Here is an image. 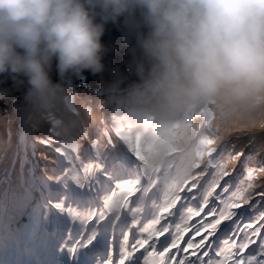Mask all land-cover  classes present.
Returning <instances> with one entry per match:
<instances>
[{
	"label": "clouds",
	"instance_id": "clouds-1",
	"mask_svg": "<svg viewBox=\"0 0 264 264\" xmlns=\"http://www.w3.org/2000/svg\"><path fill=\"white\" fill-rule=\"evenodd\" d=\"M109 24L136 79L117 69L107 88L157 133L207 105L264 118V0H0V99L51 106L61 81L104 72Z\"/></svg>",
	"mask_w": 264,
	"mask_h": 264
},
{
	"label": "snow or ice",
	"instance_id": "snow-or-ice-1",
	"mask_svg": "<svg viewBox=\"0 0 264 264\" xmlns=\"http://www.w3.org/2000/svg\"><path fill=\"white\" fill-rule=\"evenodd\" d=\"M235 143L217 148L215 137L210 135L198 153L203 162L200 173L179 186L169 185L161 202V177L149 164L142 137L114 121H105L92 136L87 129H81L80 136L72 140L54 142L45 136L40 144L48 145L43 150L51 154V163L44 165L38 180L34 178L41 188L38 199L42 202L32 216L42 227L56 225L57 229L48 241L52 258L43 264H140L142 258L145 264H264V179H257L264 174V156L260 157V167H248L255 145L246 154L241 151L243 144L235 148ZM33 164L38 166L39 161ZM245 168L246 179L242 180L240 171ZM199 176L208 179L201 183ZM238 181L240 186L235 187ZM257 195L259 200L253 199ZM192 201L195 206H190ZM145 211L150 222L138 231L148 236L137 238L129 223L137 225L139 214ZM166 214L177 217L183 227L175 220L162 223ZM193 217H201L195 225L189 223ZM173 226L174 237L154 239ZM193 228L194 236L201 239L190 237L184 241L185 247H180L185 233ZM117 231L120 235L113 243L109 233ZM156 243L161 245L157 258L147 259L153 256ZM139 249L144 253L136 257ZM170 249L176 251L165 258ZM0 264L12 262L5 256L0 257Z\"/></svg>",
	"mask_w": 264,
	"mask_h": 264
},
{
	"label": "rangeland",
	"instance_id": "rangeland-1",
	"mask_svg": "<svg viewBox=\"0 0 264 264\" xmlns=\"http://www.w3.org/2000/svg\"><path fill=\"white\" fill-rule=\"evenodd\" d=\"M86 93V92H85ZM86 94L92 96L91 93L87 92ZM110 97L108 96L106 99L101 98L100 100H98L99 103L104 102V100L109 99ZM70 104V102H68ZM71 104L74 105V102H72ZM103 109L105 108V104L102 105ZM102 106H98V108H102ZM209 109L211 112H213L215 114V120L210 121V117L206 116L207 113L203 110V109H196V110H192L191 113H188V117L187 116H183L181 118H179L170 128H168L163 136L159 139H157L153 146L150 143L151 140H149L146 143L147 140V136L145 137V139L143 138V142L145 146H149L146 151L149 155V164L152 168H154L156 170V172H158L160 174V177L162 176V164H161V160L162 158L167 159L168 154L170 153V151L172 149H183L185 146V143L187 142V140L192 139L194 140L195 138H197L202 132H205L213 137H215L217 144L224 140V139H231L233 137L236 138V140H231V141H235L236 143L234 144L235 148H240L241 144H243V147L241 148V151L245 152L246 154L249 153V148L248 145L250 143L255 142V151L251 154L252 159H251V163L248 167H251L253 169H256L258 167H260V157L264 156V118H262L263 120H256L255 119V123H250L246 120L245 117H237L238 120H233L232 118L229 119H221L218 115L216 110L214 109V107L212 105H209ZM11 111L13 112V110L11 109ZM44 114L51 117L54 116L53 113H51L50 111H48V109L46 108L44 111ZM9 117L11 119H15V117H18L20 115V113H14L15 117H13L12 113H8ZM99 119H97L99 121L98 123V128L102 127L103 123L105 121H114L115 123H117L118 125H120L121 127L124 126L125 124H128L129 122V118L132 117V115L130 113H128L127 110H120L118 112V114L115 115H110L107 117L106 115L103 114V112L101 111V113L98 115ZM101 117V118H100ZM135 118V117H133ZM138 120V118H136ZM140 125L145 126L147 129L144 131L143 135L146 133L149 134V138H150V133H151V138L153 137V132L155 131L153 126L144 122H140ZM124 128V127H123ZM125 130L128 128H124ZM188 129V130H187ZM187 130V131H186ZM115 131V129L113 130ZM248 131H255V137H249L247 139H240L241 136H243L245 134V132ZM139 132V131H138ZM23 133V132H22ZM22 133H17L20 134L22 139H25V135ZM140 133V132H139ZM138 133V134H139ZM235 133V134H233ZM138 134L136 136H138ZM89 136H92V132L89 131ZM251 138V139H250ZM72 140V139H71ZM200 140H203V142L206 139V137H202L199 139L198 142H200ZM81 144L85 143V141L80 140L79 141ZM147 144V145H146ZM202 144V143H201ZM201 144H192L190 145V148L186 151H184L183 153H181V155L176 156V159H179V167H176V175H175V179L171 185H181V180H183L184 174H189V179L187 180H191L194 176H197L201 169L203 168L200 167L198 171H193L192 169L195 168V166L197 165V159L198 158V153L200 152L201 148ZM180 151V150H179ZM30 155V152H29ZM197 158V159H196ZM245 157H241V160H244ZM170 163L172 164V162L170 161ZM25 166V164H22ZM166 166V163H165ZM188 170H186V168H188ZM166 168L168 169V167L166 166ZM236 168L240 169V164L239 162H236ZM247 168L243 169L240 171V176L241 179H246V175H244V173H246ZM235 173V172H234ZM236 175H238V173L236 172ZM235 175V176H236ZM206 176H199V179H203ZM13 178L19 183L22 182L21 177H18L17 175L13 174ZM257 179H264V174L258 175ZM32 182L35 183V180L32 179ZM38 186V195H37V199L39 197H41V188L39 187L38 184H36ZM162 186V189L167 190V188H165L164 186H169V183L166 182L165 180H163V178H161L160 184ZM240 186V182L238 181L237 184L235 185V187H239ZM260 185H257V191L259 189ZM233 189H230V192ZM217 191H220L219 189ZM225 194V193H224ZM223 194V195H224ZM163 193H161L160 197V201H163ZM229 195V193H228ZM255 200H259V196H255ZM41 203V202H40ZM37 205V204H36ZM36 207V206H35ZM35 207L31 208L30 214L27 217L26 215L23 216V224L21 225V229L18 230L21 235H13L8 241L7 243H4L6 245H4L1 250H0V257H5L12 262V264H23V258H24V251L23 250H19L18 249V245L22 240H25L26 238H28L29 236L33 235L36 236L38 234H42L44 236L48 235L51 237V232L52 230L50 229L53 225H49L47 228L42 227L41 224L37 223L36 220L34 219V217L32 216V212L33 209ZM171 217V215H166L164 220H167ZM130 218V216L128 217V219ZM121 219H124V217L122 216ZM69 221V220H68ZM177 223L180 224L181 226H183V223L181 221H178L176 219ZM164 223V222H162ZM54 228V227H53ZM193 239H196V236L192 237ZM187 239V234L185 233L184 238L182 241H185ZM41 240V238H38L37 240H35L34 242H32V244H34V247H36L38 245V242ZM42 244V242H39ZM48 253V251H45V253L37 252V255H39L40 257L46 256Z\"/></svg>",
	"mask_w": 264,
	"mask_h": 264
},
{
	"label": "trees",
	"instance_id": "trees-1",
	"mask_svg": "<svg viewBox=\"0 0 264 264\" xmlns=\"http://www.w3.org/2000/svg\"><path fill=\"white\" fill-rule=\"evenodd\" d=\"M61 95L62 93L55 101L56 107H61L58 115L54 114V116L51 117L45 115L44 107H41L39 110L29 109L25 112H21L18 117H15L10 109L0 113V201L5 200L8 192H11L12 189L22 185V182L18 183L13 178V175H11L12 171L13 174L14 171L20 172L21 168L19 169V166L24 157L22 145L19 144L17 140V128H23L25 133H27L26 145L30 150L31 155L29 159L32 164L34 160L39 161L38 166L33 164L38 177L42 174L44 165L46 163H51V154L43 150L47 149L48 145L40 144L41 136L44 138L45 136L51 137L54 142L58 139L71 140L80 136L81 129H87L88 134L89 131L93 132L95 129L97 122L92 123V114L101 111V108L98 109V106L102 105L98 104L96 101L93 102L92 99L81 96V100L80 98L75 99L76 106L73 110L69 97L61 98ZM68 102H70V104ZM89 109H91V111H89ZM9 112L15 117L14 120L9 117ZM59 119H61L60 124L57 122ZM253 135L255 136V134L248 133L247 135L241 136L240 139H245L247 136ZM16 144L19 146L16 147ZM253 145L255 144H252V146ZM18 152H20V154L17 156ZM15 160L16 163L14 164ZM10 163L14 165L7 170ZM5 170L7 171L5 172ZM3 174L4 176L1 177Z\"/></svg>",
	"mask_w": 264,
	"mask_h": 264
},
{
	"label": "water",
	"instance_id": "water-1",
	"mask_svg": "<svg viewBox=\"0 0 264 264\" xmlns=\"http://www.w3.org/2000/svg\"><path fill=\"white\" fill-rule=\"evenodd\" d=\"M103 42L110 49L104 57L105 70L100 74L84 73L82 78L69 77L61 83L64 87L73 86L74 84H86L87 87H92L99 90H108L106 83H110L116 76V70L127 76L129 79L126 84L136 77L129 70V63L132 56L129 52V46L125 42V37L119 27L109 24L106 34L103 37ZM53 78L58 79V76L53 72ZM125 84V86H126ZM6 87H12V82L9 80ZM9 101L11 105L24 102L22 99V91L13 89V92L7 98L0 99V104ZM8 103V102H6Z\"/></svg>",
	"mask_w": 264,
	"mask_h": 264
},
{
	"label": "bare ground",
	"instance_id": "bare-ground-1",
	"mask_svg": "<svg viewBox=\"0 0 264 264\" xmlns=\"http://www.w3.org/2000/svg\"><path fill=\"white\" fill-rule=\"evenodd\" d=\"M87 90H94L95 91V93H94L95 97H92L93 99H95V98L106 99L108 97L107 93H108L109 90H99V89H95V88H92V87L87 88ZM98 94H102L103 96H98ZM16 105L20 107V112H25V111H27L29 109H33L29 105H27L25 101L21 102V103H18ZM36 109L39 110V109H41V107L40 108H36ZM92 115L94 117V118L92 117V121H93L92 123L98 122L97 119H99V117H98L99 113L95 112V114H92ZM213 116H214L213 120H215V115H213ZM245 118L250 123H255V119L256 120H263L262 117L259 116V115H255V116H251V117H245ZM232 119L233 120H238V118H232ZM140 122H141V120H139V119L137 120L136 118H133V116H132V117L129 118L128 124H125L122 127L128 128V130L126 129V131L130 132L134 136H136L140 132L138 134V136L142 137L143 132L147 128L145 126L140 125ZM164 132L163 133H157L156 131H154L151 144H153L157 139L161 138L163 136ZM186 175H188V172H187V174H184V177ZM20 195H22V194H20ZM13 202L20 208L18 211H17V208L14 207L12 205V202H11V203L7 204V206L0 213L2 215V219H1L2 221L0 223V227H1L0 228V243H7V241L13 235H16V236L17 235H21V233L19 231L15 232V233L11 232V231H6L5 228H3L4 225H5L4 220L7 219V218H12L13 216H16L17 213L18 214H26V216L28 217L29 214H30V209L32 208V206H34L37 203L39 204L42 201L40 199H35L33 201H30V202H27L25 200H15ZM22 243H23V240L19 243L18 246H20ZM25 254H26V262H28V263H31V262H33V261H35L37 259V257L35 256V252H33L32 250L26 252ZM48 260H50V259H46L44 261H48ZM23 261H25V259H23ZM43 262H40V263L37 262L35 264H43Z\"/></svg>",
	"mask_w": 264,
	"mask_h": 264
}]
</instances>
